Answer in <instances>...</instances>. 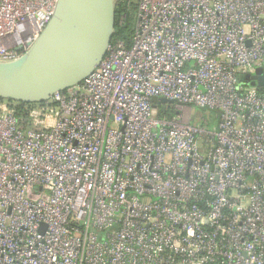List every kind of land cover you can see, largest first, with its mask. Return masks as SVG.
<instances>
[{"label":"built area","instance_id":"obj_1","mask_svg":"<svg viewBox=\"0 0 264 264\" xmlns=\"http://www.w3.org/2000/svg\"><path fill=\"white\" fill-rule=\"evenodd\" d=\"M55 3L0 0V62ZM257 69L264 0H136L129 44L27 104L36 129L0 99V264H264V88L237 80Z\"/></svg>","mask_w":264,"mask_h":264},{"label":"water","instance_id":"obj_2","mask_svg":"<svg viewBox=\"0 0 264 264\" xmlns=\"http://www.w3.org/2000/svg\"><path fill=\"white\" fill-rule=\"evenodd\" d=\"M116 0H56L37 39L18 58L0 62V99L39 104L83 81L98 66L114 36ZM264 88V73L238 75ZM152 103H170L153 99ZM155 107V106H154Z\"/></svg>","mask_w":264,"mask_h":264},{"label":"trees","instance_id":"obj_3","mask_svg":"<svg viewBox=\"0 0 264 264\" xmlns=\"http://www.w3.org/2000/svg\"><path fill=\"white\" fill-rule=\"evenodd\" d=\"M127 1L128 0H118L116 3L115 28L113 39H122L127 44H129L130 35L135 20L136 3L135 5H132L131 8H128ZM28 106L29 105L23 103H16V105L12 109L15 113L17 120L19 121V124L23 128L32 127L36 129L35 126H33L35 120L28 116Z\"/></svg>","mask_w":264,"mask_h":264},{"label":"rangeland","instance_id":"obj_4","mask_svg":"<svg viewBox=\"0 0 264 264\" xmlns=\"http://www.w3.org/2000/svg\"><path fill=\"white\" fill-rule=\"evenodd\" d=\"M118 0H116L117 3ZM136 0H128L127 6L131 8L132 5H135ZM169 110L174 113V105L167 104L166 105ZM185 115L189 117L190 123L193 126L197 127H206L209 131L214 132L216 130V126L218 124V113L216 111L200 109L197 107L189 106L186 108ZM206 121V123H204Z\"/></svg>","mask_w":264,"mask_h":264}]
</instances>
